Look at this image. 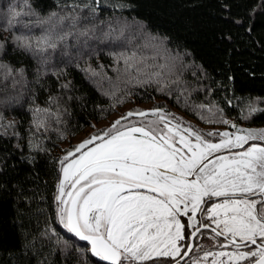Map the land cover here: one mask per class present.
I'll list each match as a JSON object with an SVG mask.
<instances>
[{
    "label": "snow or ice",
    "instance_id": "6c2138e0",
    "mask_svg": "<svg viewBox=\"0 0 264 264\" xmlns=\"http://www.w3.org/2000/svg\"><path fill=\"white\" fill-rule=\"evenodd\" d=\"M134 7L133 0H57L47 7L41 0H9L0 12V92L20 88L31 95V103L24 128L8 118V109L19 111L14 105L20 97L0 96V140L14 141L20 160L34 165L33 153L49 151L42 142L47 133L65 138L54 125L70 114L71 102L83 105L84 97L72 95L74 84L64 80L60 91L40 105L28 87L43 88L45 76L60 80L66 75L52 64L57 52L78 68L84 60L80 70L112 110L132 95L121 84L154 86L177 104L183 99L186 111L223 130L203 131L164 104L120 113L64 151L57 161L53 218L46 217L35 231L19 223L14 246L0 241V264H52L53 249L58 261L63 257L60 264H264V127L238 122L264 113V96H237L234 75L225 74L227 84L217 80L205 65L191 61L182 45L123 15ZM104 8L121 15L103 18ZM219 38L229 45L233 41L230 32ZM93 43L116 49L107 52L115 80L105 65L88 63L93 54L99 56ZM231 52L225 49L226 65ZM217 89L232 93L223 99L237 117L225 115L213 97ZM195 93L204 99L197 102ZM10 155L0 156V176L9 168L16 171ZM13 190L19 207L30 211L24 185L10 187L0 180V193ZM23 219L18 210L15 220ZM53 220L84 246L62 238Z\"/></svg>",
    "mask_w": 264,
    "mask_h": 264
},
{
    "label": "trees",
    "instance_id": "16d2710c",
    "mask_svg": "<svg viewBox=\"0 0 264 264\" xmlns=\"http://www.w3.org/2000/svg\"><path fill=\"white\" fill-rule=\"evenodd\" d=\"M18 2V0H13ZM47 6H54L57 0H41ZM61 3H70L71 0H59ZM103 2V0H102ZM114 2V0H109ZM135 7L132 10H125L124 16L137 18L154 33L166 35L170 38L173 45H182L184 49L191 53L189 58L196 64L205 65L212 75L220 81L227 84L225 74H231L235 77V94L237 96H264V0H133ZM9 0H0V12H4ZM228 7H222L223 4ZM119 16L121 13L111 8H104L101 17ZM233 19H241L243 25H235ZM251 26L252 31L249 33L245 28ZM230 32L233 41L231 45L220 40V34ZM73 43V41H69ZM232 49L231 56L225 63V49ZM93 48L99 52L88 60L84 58L93 67L97 64L106 66L108 75L115 80L116 74L111 70L112 59L107 55L110 50L108 46H102L99 43H93ZM71 51L75 53V48ZM64 63H60V60ZM80 68L86 67L84 60H80ZM52 64L57 68H64L66 75L57 80L55 76H45L42 83L43 88L30 83L28 87L35 92L36 103L43 105L50 93L56 94L60 91L59 84L64 80H70L75 86L71 93L74 96H83L85 103L82 105L79 101H73L69 105V115H65L64 122L60 125H54L63 132L65 138L61 139L58 132H49L47 138L42 142L44 147L49 151L47 153H33L36 160L34 165H28L20 160V156L12 147L14 141L5 142L0 140V156L11 154L9 156L10 164L16 165V171L11 168L3 175L0 180L7 183L10 187L13 184L22 183L24 190L28 193L31 200L30 211H24L20 208V201L16 199L15 191L11 194L7 192L0 193V241L5 247H12L16 243L19 223L33 231L43 227L46 217L53 218L54 205L53 195L55 185L58 180V159L64 154V151L72 147L64 146L66 141H70L74 136L83 132L94 122L104 120L116 113L123 105H118L115 110L110 109L107 97L100 95L86 74L76 67L75 61L68 64L66 57H60L59 52L53 54ZM33 77H29L32 81ZM186 79L192 80L190 74L186 73ZM105 88L108 87L107 81L104 82ZM121 88L130 90L132 95L127 102H153L154 105L164 104L169 108L173 106L194 116L192 111L185 110L183 99L177 104L174 98H168L155 91L154 86H136L123 85ZM232 95L226 90L217 89L213 97L225 108V115L228 118H235L238 115L237 110L227 107L223 96ZM10 95L20 97L19 104L14 105L19 111L12 112L8 109V118L17 119L24 127H28L29 116L27 114L28 105L31 103V95L18 88L8 89L7 93L0 92V96ZM175 95V94H174ZM200 102L204 99L202 93H195L193 99ZM211 99V97L209 98ZM125 103V104H126ZM235 103H239L235 101ZM99 106V107H98ZM101 108L104 111H101ZM249 127L264 126V113H258L250 121H238ZM24 214V219L15 220L17 211ZM15 220V222H14ZM53 226L60 232L62 238L75 241V238L66 233L58 225ZM84 246V242L75 241ZM47 255V252L45 253ZM52 264H60L57 260L55 249L50 257Z\"/></svg>",
    "mask_w": 264,
    "mask_h": 264
},
{
    "label": "rangeland",
    "instance_id": "374dc122",
    "mask_svg": "<svg viewBox=\"0 0 264 264\" xmlns=\"http://www.w3.org/2000/svg\"><path fill=\"white\" fill-rule=\"evenodd\" d=\"M102 46H104L105 44H101ZM154 106L153 102H136V101H130L126 104H124L122 107H120V109L112 114L110 117L101 120V121H97L94 122L92 125H95L96 127H88L86 128L83 132H81L80 134L74 136L69 142L66 141L64 143V146H74L77 142H79L80 140H82L83 138L87 137L90 133L95 132L97 129H101L103 127H105L106 125H108L117 115H119L122 112H125L128 109H135V108H141V109H148ZM171 112H174L176 115L182 117L184 120L188 121L189 123H191L192 125H194L197 128L202 129L203 131H209V130H215V129H220L223 130L224 126L223 125H217V124H209V123H205L203 121H201L198 117H194L186 112H184L181 109H178L176 107H172L169 108L167 107ZM229 119H233V118H229ZM242 124V123H241ZM243 126H247L245 124H242ZM249 127V126H247ZM254 127V126H252ZM260 127H264V126H260ZM259 128V127H256Z\"/></svg>",
    "mask_w": 264,
    "mask_h": 264
}]
</instances>
